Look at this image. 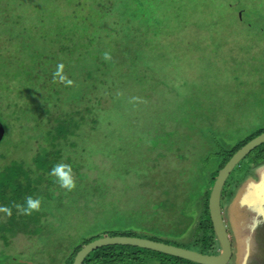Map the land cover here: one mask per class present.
Masks as SVG:
<instances>
[{
    "label": "rangeland",
    "instance_id": "1",
    "mask_svg": "<svg viewBox=\"0 0 264 264\" xmlns=\"http://www.w3.org/2000/svg\"><path fill=\"white\" fill-rule=\"evenodd\" d=\"M238 5L237 0H0V183L10 168L7 163L16 170L20 162L33 166L34 149L42 140L32 119L41 108L40 98L46 101L50 92L61 89L58 79H49L48 69L39 67L41 61L52 62L55 73L63 60H75L76 82L64 90L69 100L83 102L90 95L84 94L91 84L83 77L93 64V43L113 52L117 61L137 56L143 81L134 89L123 85L114 98L100 94L104 107H112L96 131L77 140L86 151L63 148L62 163L74 169L67 160L71 152L89 179L84 189L76 183V195L89 203L81 198L69 207L70 198L78 197L44 177L36 195L43 198L41 206L53 210L54 219L32 214L36 220L28 228L20 223L14 231L11 216L0 212V227H5L0 264H69L84 239L123 232L151 234L203 251L195 235L202 221L199 204L210 197L215 181L210 173L220 169L224 155L264 132V0H241L244 17L253 26L241 22ZM131 31L138 36L130 54L124 37ZM35 74L44 87L23 83ZM263 170L264 143L227 179L221 195L225 218V200L232 194L236 198L234 215L248 182ZM45 189L55 201H48L49 193L42 196ZM3 196L0 187V206L12 212L15 204L25 205L24 197L12 203ZM237 221L253 233L259 213L251 217L241 210ZM227 226L233 232L232 223ZM235 234L240 256L247 240L257 248L254 234ZM151 255L142 256L145 264H183Z\"/></svg>",
    "mask_w": 264,
    "mask_h": 264
},
{
    "label": "trees",
    "instance_id": "2",
    "mask_svg": "<svg viewBox=\"0 0 264 264\" xmlns=\"http://www.w3.org/2000/svg\"><path fill=\"white\" fill-rule=\"evenodd\" d=\"M101 6L108 7V5L106 4ZM109 7H111V3ZM136 36H138L137 31H131L129 34H125L124 45L127 47L126 51H128V53H130L129 47H131L130 45L131 42H134L137 39ZM66 49L69 48L67 47ZM89 52H90V63L93 64H90L89 67L90 69L87 70L83 78L85 81L90 82L91 89L84 91V94L90 93V95L87 97L84 96L82 99L83 102L78 101L76 99L74 100L73 98L69 100L68 95L64 94V90L66 89L67 85L65 83L59 82V80H57L58 86L57 85L56 86L58 87V89L59 87L61 89L53 91L55 93L50 92L45 97L46 101H43L39 97L36 89L33 92V94L35 96H38L41 100L40 101L41 103L39 102L41 108L37 109L36 112L34 111L35 112L33 117L34 119H32V121L34 122L35 129L38 132V136H40L42 140L41 142H38L37 149H34L36 151V155L33 158V160H31L33 166L35 167L34 170H32L31 168L33 166H26L24 164L25 162H20L21 164L20 166L17 167L16 170L14 166L11 167L10 163H7V167L10 168H7L6 170L7 176L5 175L4 176L5 178L0 183L1 184L0 187L4 191V196L1 198L2 200L4 201L10 200V202L13 203L18 198L21 197H24V199H26V197L29 196L38 198L36 194L39 188L41 187L42 182L44 181V177L49 176L50 179L51 178L53 179L52 182L55 181L57 182L56 177L50 175V172L55 165L65 161L64 154L67 151H65L63 148H65V146H70V148L72 149L75 148L77 149L78 147V148H82L83 150L82 152L86 151L85 147L81 146L77 140L83 135L92 133L96 126H101L100 123L101 118L102 121L104 122L103 116H105V112L107 111V109H110L112 105L110 108L104 107L105 105L103 100L104 96L100 94L103 93L109 98H114L120 95L119 93L122 92L121 90L123 85H125L126 89H134L135 84L141 85L143 83V81L141 80L142 75L140 76L139 73L142 67H139L140 65L139 63H138L139 65L137 64V62L139 61V58L137 56L135 58L133 56H130L126 59L124 58L122 59L120 57L122 59L121 61H117L114 58H112L111 60H105L104 53L108 51H105L104 49L101 48L99 49L95 43H93V46L89 49ZM109 53L112 54L113 52H109ZM111 57H113V54L111 55ZM62 62L63 63L61 64L64 65V75H66L67 78L72 80L73 82H76V78L72 76V74L75 71V69L73 68L74 65L73 63L75 62V60L69 57L66 59V61L63 60ZM91 65H95V67H91ZM41 66H44L46 67V69H48L47 72V74H49L48 78L52 79V77H54V69H55L53 63L51 62L49 65H43L41 61L39 67ZM143 74L145 75V73ZM44 78L46 79V76ZM37 79H38L37 74H35L34 76L33 75L30 76L29 80H24L25 82L23 83L28 85L30 83L31 87L38 88L40 85L42 86L44 82L43 83L38 82L37 84ZM44 86L45 85H43L42 87ZM55 88L52 87L50 89L53 90ZM115 91L116 94L113 96ZM94 95H96L95 99H94ZM61 102L62 103L64 102L63 105L61 104ZM96 130L97 127L95 128V131ZM250 140L247 141L249 142ZM246 143L247 142H245V144ZM238 148L236 150H238ZM236 152L237 151H235V153ZM97 153H98L97 151L92 152V154H97ZM234 154L232 150L231 152H229V154L224 155L223 157L224 162L221 164L220 169H222V167L229 161V158H231ZM72 155L73 154L70 152L68 154L67 160L69 159V161H71V164L72 165L74 164L73 172H75L76 174L75 182L82 185L84 189L85 187L88 186L89 179H87L86 177H84L83 174H81L80 172L81 169L79 165L80 163L77 162V160H74L75 158L72 157ZM219 170H216V172L214 173H210V175L212 176L211 177L212 182L216 179ZM31 173L35 174V178H30ZM37 175H41V176H37ZM33 181H38V182L34 184ZM23 190L25 193L23 192ZM76 190L77 188H75L72 191L68 190L73 197L74 196L78 197V198H70L71 200L68 202L70 204L69 207L70 206L73 207L74 205L76 207L78 205V201L81 198H84L76 195L77 193ZM47 193L51 195L50 200L48 201H55L53 192H51L50 189L49 191L45 189L42 196H44ZM206 196L208 197L209 195H207L206 193ZM73 199L77 201L73 202L74 201ZM84 199H86L87 203H89L88 198H84ZM208 199L205 200L202 199V201L199 204V211H200L199 215L202 221H199V226H201L200 232H197L195 235L196 241L198 243H204V244L210 241L213 242L212 241L213 237L211 236V232L209 231L211 229L207 227V223L209 222ZM41 203H44L43 198H41ZM12 213L13 214L10 217V224H12L13 226L12 230H14L15 227L20 223H22L23 226L25 225V227L28 228L29 223H32V220L34 221L36 220L32 217L33 215L36 218H38V216L39 217L46 216L47 221H49L52 218L54 219L53 210L49 207L47 208L43 206L40 207L39 211L33 212L32 213L33 215H25L21 212H18L17 210ZM18 219H21V222H17ZM27 228H24L25 233L29 232V229ZM202 229H204V231ZM0 232H5V227H0ZM119 235L134 236L132 233L128 234L125 232ZM103 236L105 235L89 237L81 241L74 248V251L70 256L69 264L73 263L74 256H76L77 252L81 250L86 244ZM135 237H144L151 240L160 241L169 244L168 241L165 240L164 238H160V237L156 238L151 234H146L143 236L135 235ZM141 252L144 253L142 254ZM146 252H148L150 255L153 254L151 255L152 259L156 255L169 256L159 252H154L151 250L142 249L134 246L110 245L93 251L85 259L84 264H139V263L145 264L144 262H146L147 260L142 258V256L146 255ZM170 258L181 260L173 256H169V259ZM184 262L190 263L189 261H185V260Z\"/></svg>",
    "mask_w": 264,
    "mask_h": 264
},
{
    "label": "water",
    "instance_id": "3",
    "mask_svg": "<svg viewBox=\"0 0 264 264\" xmlns=\"http://www.w3.org/2000/svg\"><path fill=\"white\" fill-rule=\"evenodd\" d=\"M262 143H264V132L238 149L237 152L231 158H229V161L220 170L210 191L208 211L210 214L212 226L215 229V235L220 244L221 251L218 255L202 254L196 251L166 244L160 241H154L148 238L118 235L103 236L86 244L81 250L77 252L72 264H83L84 260L93 251L110 245L134 246L188 260L190 262L198 264H226L230 259L232 252L229 236L227 233L228 229H226L222 214V191L225 187L227 179L229 178L231 172L235 169V167L243 160V158H245L256 147H259V145H261ZM240 203L242 206H244L246 203L252 204L254 208H258L256 204L261 206V204L264 203V170L260 172L259 181L256 182L252 180L248 182L245 191L241 194L239 204ZM255 211H257L256 208ZM240 224L241 227L238 228V226H236V228L238 232L240 231L241 233H244V231L247 229L244 226L245 222L241 221ZM247 230H249V228ZM28 264L35 263L29 261Z\"/></svg>",
    "mask_w": 264,
    "mask_h": 264
},
{
    "label": "flooded vegetation",
    "instance_id": "4",
    "mask_svg": "<svg viewBox=\"0 0 264 264\" xmlns=\"http://www.w3.org/2000/svg\"><path fill=\"white\" fill-rule=\"evenodd\" d=\"M237 1L239 3V5H238L239 6V9H238L239 19H241V22H243V23L250 24L248 22V20H246L244 17L246 7L243 5L242 6L240 5L241 0H237ZM241 10H242V13H241ZM251 26H253V25H251ZM251 165H252L251 169H253V164L251 163L250 166ZM251 180L256 181V182L259 181V175L257 174L256 179L252 178ZM234 199H236V198L232 194L230 198H227L225 200V204H227V210L225 212L227 218L224 217V213H223L224 209L222 208V214H223V219H224L226 229H228L227 222L230 223V225H231V223L233 225V232L229 231V229L227 230V233L229 236V241L231 244L232 254H231V257L226 264H264V203L261 204V206L256 204L259 209L257 207H255L257 209L256 213L257 212L259 213V222L257 223V226L255 227V231L253 233L250 232V229L244 231V234H246V235L247 234H254V239H255V242L257 244V248L255 250H253V248L249 245L250 241L247 240L246 241V243H247L246 251L244 252L243 256H240L241 244L238 241V239H237L238 245H237V243H236V245H234V241H233V237L234 236L236 237L235 233H238V232L234 231V226H240L241 227L240 222L237 221V216L239 215L241 210H243L244 212L246 211L247 214L250 215L251 217L254 215L256 216V213L254 211H252V210H255V208L252 206V204L246 203L244 206L236 207L235 208L236 211L234 212L235 214L233 215V201H234ZM221 207H222V204H221ZM208 215H209V222L207 223V227L211 229L209 231L211 232V236L213 237L212 238L213 242L210 241V242H206V244H204V243H198L197 241H195V243H197L201 248L203 247L202 248L203 251H201L197 248L189 249L186 246L177 245V244H170V243L169 244L177 246V247L189 249L192 251H196V252H199L202 254L218 255L221 251L220 250V244H219V241L215 235V232H214L215 229L212 226L209 211H208ZM253 225H254V223H253ZM142 238H144V237H142ZM178 259H180V258H178ZM179 261L182 262L183 264H198V263H194V262H190V261H189L190 263H185L184 259H181ZM185 261H188V260H185ZM84 262H85V260H84ZM27 264H28V262H27ZM139 264H142V263H139Z\"/></svg>",
    "mask_w": 264,
    "mask_h": 264
},
{
    "label": "clouds",
    "instance_id": "5",
    "mask_svg": "<svg viewBox=\"0 0 264 264\" xmlns=\"http://www.w3.org/2000/svg\"><path fill=\"white\" fill-rule=\"evenodd\" d=\"M104 59L111 60L112 59L111 54L109 52H105ZM54 77L58 78L59 82L65 83L67 86H71L74 83L72 80L68 79L66 75H64L63 64L57 65V70L54 73ZM50 175L56 177V180L61 187L69 191H72L76 188L75 174L70 165L59 163L52 168ZM14 207L19 212H22L25 215H32L33 212L40 210L41 199L29 196L26 197L25 205L15 204ZM0 212H3L8 216H11L12 208L8 206H0Z\"/></svg>",
    "mask_w": 264,
    "mask_h": 264
},
{
    "label": "crops",
    "instance_id": "6",
    "mask_svg": "<svg viewBox=\"0 0 264 264\" xmlns=\"http://www.w3.org/2000/svg\"><path fill=\"white\" fill-rule=\"evenodd\" d=\"M166 255V254H165Z\"/></svg>",
    "mask_w": 264,
    "mask_h": 264
}]
</instances>
